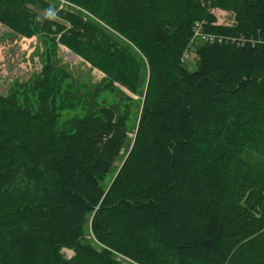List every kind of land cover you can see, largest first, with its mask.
<instances>
[{"label": "trees", "instance_id": "trees-1", "mask_svg": "<svg viewBox=\"0 0 264 264\" xmlns=\"http://www.w3.org/2000/svg\"><path fill=\"white\" fill-rule=\"evenodd\" d=\"M64 1L0 0V22L59 34L109 85L139 93L147 75L138 127L107 189L131 103L59 129L49 97L0 95V264H264V166L243 156L264 160V0ZM198 22L225 39L190 70Z\"/></svg>", "mask_w": 264, "mask_h": 264}, {"label": "rangeland", "instance_id": "rangeland-1", "mask_svg": "<svg viewBox=\"0 0 264 264\" xmlns=\"http://www.w3.org/2000/svg\"><path fill=\"white\" fill-rule=\"evenodd\" d=\"M51 1L58 4V9H64L68 5L64 0ZM211 10L215 15L216 25L225 26L235 22V15L232 12L217 6H212ZM49 15L56 24L66 23L56 13ZM56 24L53 25L54 29ZM204 43L206 41L202 38H195L193 46L198 48ZM196 55L197 53L194 52L186 60L185 64L190 70L197 68ZM144 63L146 66V61ZM147 79L145 75L144 84L139 93L131 92L119 83L109 85L104 72L93 67L84 58L75 55L71 49L59 42V34H53L48 28H40L33 36H25L0 22L1 96L16 92L20 103L33 108L40 107L43 97H49L48 110H57L56 117H51L52 125L59 129L66 128L65 122L68 119L96 113L102 105H110L114 102L122 105L132 104L133 110L128 122L129 138L116 159L113 171L106 176L103 182L107 189L114 181L120 165L132 146L142 110ZM49 90H54V92H46ZM54 96L56 97L55 104L52 102ZM243 156L264 166V160L255 153L247 151ZM87 234L93 240L92 235L89 232ZM93 243L96 246L100 245L94 240ZM63 252L69 258L74 255V250L71 248H64Z\"/></svg>", "mask_w": 264, "mask_h": 264}, {"label": "built area", "instance_id": "built-area-1", "mask_svg": "<svg viewBox=\"0 0 264 264\" xmlns=\"http://www.w3.org/2000/svg\"><path fill=\"white\" fill-rule=\"evenodd\" d=\"M194 30H195V32H194V36L191 40V43L189 44L187 50L185 51V53L183 54V57H182V61L185 63H186V60H188L190 58V55L192 53H194L193 52V50H194L193 42H194L195 38H202L206 42H209V41H211V42H216V41L222 42L225 39V37L221 34H215V33H211L209 31H206L204 29V25L202 22L196 23Z\"/></svg>", "mask_w": 264, "mask_h": 264}, {"label": "water", "instance_id": "water-1", "mask_svg": "<svg viewBox=\"0 0 264 264\" xmlns=\"http://www.w3.org/2000/svg\"><path fill=\"white\" fill-rule=\"evenodd\" d=\"M75 54V53H74ZM75 55H77V54H75Z\"/></svg>", "mask_w": 264, "mask_h": 264}]
</instances>
